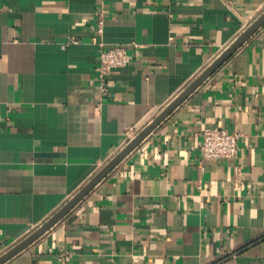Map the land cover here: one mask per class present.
<instances>
[{"label": "crops", "instance_id": "crops-1", "mask_svg": "<svg viewBox=\"0 0 264 264\" xmlns=\"http://www.w3.org/2000/svg\"><path fill=\"white\" fill-rule=\"evenodd\" d=\"M263 13L264 0H0V256ZM116 45L129 63L102 95L100 51ZM215 126L240 129L236 158H203ZM4 264H264V24Z\"/></svg>", "mask_w": 264, "mask_h": 264}, {"label": "water", "instance_id": "water-1", "mask_svg": "<svg viewBox=\"0 0 264 264\" xmlns=\"http://www.w3.org/2000/svg\"><path fill=\"white\" fill-rule=\"evenodd\" d=\"M264 24V13L228 47L210 65V67L198 77L179 97H177L167 109L143 129L130 143L115 156L93 179H91L64 207L55 213L38 230L17 244L15 247L0 256V264H4L16 254L27 248L58 221L65 217L120 161H122L135 147H137L186 97H188L203 81H205L221 64L227 60L242 44Z\"/></svg>", "mask_w": 264, "mask_h": 264}, {"label": "built area", "instance_id": "built-area-1", "mask_svg": "<svg viewBox=\"0 0 264 264\" xmlns=\"http://www.w3.org/2000/svg\"><path fill=\"white\" fill-rule=\"evenodd\" d=\"M98 34L104 32V16L99 13ZM129 63L128 52L125 47L116 45L113 47H104L100 51L99 62V90L105 95L108 90V75L116 69L123 68ZM240 129L228 131L221 126L206 128L202 133V153L204 159H234L241 150Z\"/></svg>", "mask_w": 264, "mask_h": 264}]
</instances>
